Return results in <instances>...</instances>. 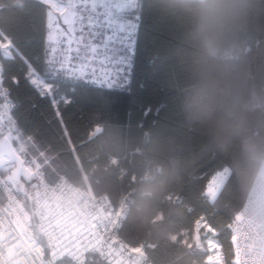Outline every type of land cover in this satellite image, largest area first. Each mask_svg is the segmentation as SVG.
<instances>
[{
    "label": "trees",
    "instance_id": "trees-1",
    "mask_svg": "<svg viewBox=\"0 0 264 264\" xmlns=\"http://www.w3.org/2000/svg\"><path fill=\"white\" fill-rule=\"evenodd\" d=\"M38 7L33 0H0V25L43 75L47 28ZM147 7L151 14L133 34L126 90L68 81L53 93V105L52 97H42L25 79L19 57L3 60V83L15 102L10 114L18 126L13 144L23 142L36 156L42 152L70 183L122 207L114 234L141 248L148 264H206L208 239L218 246L222 264H236L233 225L248 192L231 158L207 149L180 108L194 52L183 19L158 11V0H147ZM25 9L31 14L23 15ZM243 51L264 76V0L243 37ZM156 55L163 63L153 67ZM39 160L54 181L55 172ZM224 168L228 176L210 200L209 183ZM23 203L32 213L29 201ZM31 221L35 225L34 216ZM84 264L108 263L90 253Z\"/></svg>",
    "mask_w": 264,
    "mask_h": 264
},
{
    "label": "snow or ice",
    "instance_id": "snow-or-ice-1",
    "mask_svg": "<svg viewBox=\"0 0 264 264\" xmlns=\"http://www.w3.org/2000/svg\"><path fill=\"white\" fill-rule=\"evenodd\" d=\"M33 3L43 13L47 28L43 75L0 25V99L5 101L0 104V126L7 119L9 131H18V126L10 114L15 104L2 88L3 60L19 57L27 69L25 79L42 97H52L53 105L58 103L53 93L68 81L107 89L122 87L126 83L132 36L145 14H151L147 0H33ZM31 12L32 9H25L23 15ZM61 21L66 27H61ZM157 63H163L158 55L153 57V67ZM60 100L69 102L63 96ZM4 211L14 218L10 222L0 218V264H56L66 255L73 264H80V252L90 247V241L83 243L82 234H74L69 227V220L75 217L46 208L39 214V232L46 237L50 254L46 260L42 249L36 246L38 238L31 231V217L22 210Z\"/></svg>",
    "mask_w": 264,
    "mask_h": 264
},
{
    "label": "clouds",
    "instance_id": "clouds-1",
    "mask_svg": "<svg viewBox=\"0 0 264 264\" xmlns=\"http://www.w3.org/2000/svg\"><path fill=\"white\" fill-rule=\"evenodd\" d=\"M179 15L194 49L179 105L207 149L231 158L264 223V76L243 51L259 0H158Z\"/></svg>",
    "mask_w": 264,
    "mask_h": 264
},
{
    "label": "built area",
    "instance_id": "built-area-1",
    "mask_svg": "<svg viewBox=\"0 0 264 264\" xmlns=\"http://www.w3.org/2000/svg\"><path fill=\"white\" fill-rule=\"evenodd\" d=\"M2 88L9 93V99L13 100L9 90L2 83ZM5 103L0 99V104ZM15 104V102H14ZM12 131H9L7 120L0 126V139H9ZM22 165L21 180L30 186L27 193L31 199L33 212L30 213L23 201L28 200L21 189L10 178V171L14 164H7L0 169V218L11 221L8 209H16L27 216L35 217V225L31 221V231L41 240L37 239V247L44 253V258H50L47 239L39 232L41 223L40 213L45 209H58L64 211L75 219L69 220V227L74 234H82V242L90 247L80 252V264H84L90 253H96L108 264H136L125 254L122 243L117 242L112 232V226L116 222L117 209L114 210L110 199L106 196L96 197L87 195V189L72 185L63 181L60 184H52L47 181L42 165L36 158L21 156ZM64 178V177H63ZM65 179V178H64ZM257 198L248 193L242 210L237 215L233 225L234 261L236 264H264V223L255 216ZM117 226V225H116ZM130 260V261H129ZM56 264H73L69 256H64Z\"/></svg>",
    "mask_w": 264,
    "mask_h": 264
},
{
    "label": "rangeland",
    "instance_id": "rangeland-1",
    "mask_svg": "<svg viewBox=\"0 0 264 264\" xmlns=\"http://www.w3.org/2000/svg\"><path fill=\"white\" fill-rule=\"evenodd\" d=\"M61 27H66L65 25H63L62 21H61ZM132 45H133V36H132V39H131V45L128 48L129 61H128V65L125 68L126 83L122 87H115L117 89L126 90L127 87H128V79H129V73H130L129 66H130V58H131L130 52L132 50ZM99 71L100 70H98V74H99ZM15 138H16V136L12 132V135L8 139L10 141V143H11L12 148L15 150V152H17L20 156H28V157L30 156V157L36 158L37 161L43 167V163L39 160V157H41V158L44 159L43 162L48 164V165H50V167H51V162H49V160L44 157V154L42 152H39L38 156L31 154L27 150V148H26V146L24 145L23 142L17 140V144L16 145L13 144V140ZM54 168L55 167H51V169L55 172V175H56V178L54 179V181L49 180V178L46 176V173H45V171L43 169V171L45 173V176H46V179H47L48 182H50L52 184H60L63 181L70 183L68 180L63 178L61 173H59L58 171H55ZM228 173H229V169L228 168H224L221 171L217 172L212 177V179H211V181L209 183V186L207 188V195H208V198L210 200L214 199V197L216 196V194L220 190L224 180L228 176ZM70 184H72V183H70ZM79 187H81V186H79ZM81 188L87 189V192H88L87 195H91L92 196V192H91V190L88 187L85 186V187H81ZM101 197H103V196H101ZM113 208H114V210L117 209V214H116V222L113 224L112 230L110 232H112L113 235H115L114 234V230L118 226L120 219L123 217V208L122 207H113ZM115 239H116V236H115ZM196 240H198V237L196 238ZM117 242L122 243L119 240H117ZM122 245L125 248V254L129 256V259L131 261H134L136 264H148V261L146 260L144 252H143V250L141 248L133 247V246H130V245L126 244V243H122ZM198 245H201L200 241H198ZM206 247L208 248V257H207V263L206 264H222V260H221V256H220V253H219V250H218V246L212 240L208 239L207 242H206Z\"/></svg>",
    "mask_w": 264,
    "mask_h": 264
},
{
    "label": "water",
    "instance_id": "water-1",
    "mask_svg": "<svg viewBox=\"0 0 264 264\" xmlns=\"http://www.w3.org/2000/svg\"><path fill=\"white\" fill-rule=\"evenodd\" d=\"M7 164H14L10 171L11 181L21 189L22 194L26 195L30 201L31 197L26 191L25 182L20 177L22 158L12 148L10 141L7 138H2L0 139V169Z\"/></svg>",
    "mask_w": 264,
    "mask_h": 264
},
{
    "label": "crops",
    "instance_id": "crops-1",
    "mask_svg": "<svg viewBox=\"0 0 264 264\" xmlns=\"http://www.w3.org/2000/svg\"><path fill=\"white\" fill-rule=\"evenodd\" d=\"M131 53V52H130Z\"/></svg>",
    "mask_w": 264,
    "mask_h": 264
}]
</instances>
